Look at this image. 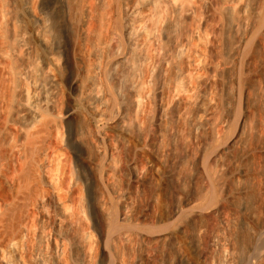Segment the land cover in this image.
Instances as JSON below:
<instances>
[{
    "label": "bare ground",
    "instance_id": "obj_1",
    "mask_svg": "<svg viewBox=\"0 0 264 264\" xmlns=\"http://www.w3.org/2000/svg\"><path fill=\"white\" fill-rule=\"evenodd\" d=\"M217 3L210 32L212 0H0V264H250L264 219L248 241L209 216L231 151L264 135V81L240 85L243 66L258 75L264 0ZM179 146L195 190L181 166L172 204ZM234 162L226 199L253 183Z\"/></svg>",
    "mask_w": 264,
    "mask_h": 264
},
{
    "label": "rangeland",
    "instance_id": "obj_2",
    "mask_svg": "<svg viewBox=\"0 0 264 264\" xmlns=\"http://www.w3.org/2000/svg\"><path fill=\"white\" fill-rule=\"evenodd\" d=\"M212 2H213V6H212L213 9L211 11L213 13H211V11H210L211 16H209L210 19H209V23H208L209 24L208 28H209L210 32L214 29L215 25L217 24V22L219 20V16L217 13V8H218L217 0H212ZM216 19H217V21H216ZM210 25L212 27H209ZM209 58L211 60L210 59H208V60H210L211 62L208 61L209 62L208 65L211 66L212 62H215L216 59H215V56L213 53L210 54ZM263 59H264V51H263L262 47H260L256 51L255 56H254V62H256V64L258 65V67H256L258 69V75L248 74L245 66H243L244 69H243V73L241 75V82H240L241 87H244L245 84H247V83L258 84V83H262L264 81V66L260 65ZM209 73L212 74V71L210 70ZM212 85H213V87H212ZM214 88H215V85L212 84V82H210V84L208 83L207 85H205V88H203V89L204 90L206 89L205 90V92H207L206 94L210 95L214 92V90H215ZM221 98H222V95H220V100H221ZM262 103L263 104H261L259 107V111H258L259 113H262L264 111V100ZM246 110H247V103L245 102L244 97L241 96V99L239 101L238 108H237V120L240 117V115H242ZM223 111H224V107L222 105H219V108H218L219 114H221ZM263 115H264V113H263ZM187 124L188 123H186V122H184V123L182 122L180 126H181V128H183V130H188L189 125H187ZM182 125H183V127H182ZM184 125H185V128H184ZM209 125L210 126L207 128V131H206V136L208 138H210L213 133L216 134L218 127H219L217 123H213V124L210 123ZM233 126H234L233 128H232V125L230 126V130H232V131L235 129V126H236L235 122H234ZM254 147H255L254 152L251 154L250 157L248 156V157L242 158L241 152L237 148H235L231 151L230 158L226 162V166L228 168L223 173H221L220 176H218L215 180H213L214 192L213 191L211 192V198H210L212 203H215L216 205H218L222 208L220 215L219 214L218 215L213 214V216L212 215L209 216L210 228H213L218 223L217 220H219L220 217H230L232 219L236 218L235 220H237L239 225H241L242 231L244 229L243 232L245 233V235H247L248 241L250 240V238L252 236L253 229L259 227L261 225L263 219H264V135L259 139V141L254 145ZM176 151L177 152H175V153H177V154H174V156L176 158H173L174 163L170 164L171 166H170V169H169L170 171L168 174V180L173 181V188L171 190V195H172L171 196V200H172L171 202H172V204H177L178 201L180 200V197H179L180 196V194H179L180 190H179V187L175 183H176L178 173H179L181 166H182V168H181V173H182L181 179L185 182H186L185 179H187L186 185L188 186V189L186 190V192H183L182 196H185V197L192 196L194 194V190H195V184H194V182L191 181L192 179H191V175H190V174H193V172H195V165H194L193 159H192V156H193L192 152L193 151L191 150L192 152L190 151L189 152L190 154H188L186 156V159H187L186 163L187 162H189V163L188 164L185 163L184 165L181 164L180 166H178L177 164L185 156V153L181 151L180 146L177 148ZM231 161H232V163H231ZM234 161H238V164L243 163V165L246 167H249L250 165H253L255 167V168H252L251 170L249 168V176L248 177H249V180H251L253 183L249 186V189L247 191H245L244 193L236 192L233 194L234 195L233 198L226 199V197H225L226 193L223 191L224 188L227 187L231 191L235 192V187H236V184L238 182L237 180H233L231 177V172L235 169V166H236ZM211 164H212V166H211ZM219 165L220 164L217 160H211V162H210V166L212 169L211 172L216 170ZM184 177H186V178H184ZM242 181H244V180H242ZM255 181H256V183H255ZM257 182H259V183H257ZM245 197H247V199H244ZM250 211L251 212L255 211L257 213L259 220L249 219L247 212H250ZM238 216H240L241 218L240 217L238 218ZM246 220L249 222H247ZM244 226H246V227H244ZM205 248L209 249L208 245H205ZM260 257H262V258L260 259ZM261 260L263 263L261 262ZM259 263L264 264V244L257 249V251L253 254L251 261H250V264H259Z\"/></svg>",
    "mask_w": 264,
    "mask_h": 264
}]
</instances>
